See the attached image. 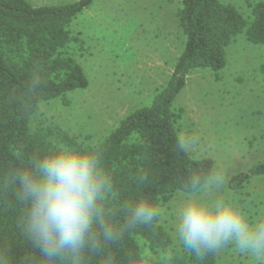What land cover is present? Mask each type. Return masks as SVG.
Returning a JSON list of instances; mask_svg holds the SVG:
<instances>
[{"label":"trees","instance_id":"16d2710c","mask_svg":"<svg viewBox=\"0 0 264 264\" xmlns=\"http://www.w3.org/2000/svg\"><path fill=\"white\" fill-rule=\"evenodd\" d=\"M94 1L35 8L26 0H0V264H44L22 229L25 205L18 198L14 174L59 145L82 152L99 149L101 167L112 181L103 206L118 225L124 223L126 206L141 197L160 208L178 194L188 195V177L210 172L215 162L195 160L177 147L183 110L174 111L176 99L193 71L208 69L219 76L227 66V48L237 37L264 46V0L251 5L247 19L219 0H183L176 19L185 49L168 82L151 105L133 111L99 144H81L61 127L46 125L40 111L58 99L68 106L69 94L89 87L77 56H84V44L73 37L71 25ZM75 42L79 49L72 46ZM263 176L264 162L232 176L229 189L239 194ZM263 202L255 209L244 208L252 220L264 216ZM146 248L156 253L154 264H167L171 253L183 255L184 264H222L216 252L198 257L185 251L160 217L128 226L117 241H101L97 251L86 252L82 264H133Z\"/></svg>","mask_w":264,"mask_h":264},{"label":"rangeland","instance_id":"374dc122","mask_svg":"<svg viewBox=\"0 0 264 264\" xmlns=\"http://www.w3.org/2000/svg\"><path fill=\"white\" fill-rule=\"evenodd\" d=\"M26 1L41 8L79 0ZM219 1L233 6L247 19L251 18V5L262 0ZM182 3L95 0L71 25L73 37L84 44V56L79 52L77 56L89 87L69 94L68 106L62 99L43 104L50 103L41 109L40 119L46 125L61 127L78 143L95 146L133 111L151 105L185 49V36L176 19ZM72 46L79 49V42ZM262 66L264 46L251 45L241 35L227 48V66L219 76L208 69L193 71L173 105L174 111L183 110L178 130L187 152L195 160L212 159L214 169L225 175L223 189L213 192L230 195L251 220L244 208L255 209L254 205L264 199V176L254 178L239 194L232 193L229 181L235 174L264 162ZM187 196L178 194L160 207L161 222L177 240L175 226ZM260 210L264 214V204ZM216 253L222 264H251L250 258L234 247ZM170 262L184 264L183 255H167V264Z\"/></svg>","mask_w":264,"mask_h":264},{"label":"clouds","instance_id":"9594fccd","mask_svg":"<svg viewBox=\"0 0 264 264\" xmlns=\"http://www.w3.org/2000/svg\"><path fill=\"white\" fill-rule=\"evenodd\" d=\"M184 145L181 139L177 147L184 150ZM14 179L25 205L22 229L44 264H82L86 252L97 251L101 241H117L128 226L147 225L161 216L159 206L141 197L126 206L122 225L113 220L103 206L112 181L101 167L98 148L82 152L59 145L17 169ZM225 182L217 169L188 177L175 236L185 251L198 257L234 247L252 264H264V216L251 220L230 195L213 192L222 190ZM155 260L156 253L146 248L133 264Z\"/></svg>","mask_w":264,"mask_h":264}]
</instances>
